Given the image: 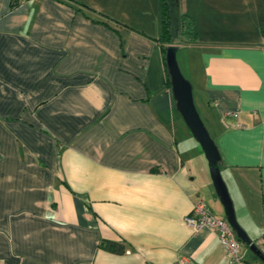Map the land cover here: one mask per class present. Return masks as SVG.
Returning a JSON list of instances; mask_svg holds the SVG:
<instances>
[{
    "label": "crops",
    "instance_id": "crops-1",
    "mask_svg": "<svg viewBox=\"0 0 264 264\" xmlns=\"http://www.w3.org/2000/svg\"><path fill=\"white\" fill-rule=\"evenodd\" d=\"M11 1L0 0V264H228L215 230L186 222L201 198L224 210L167 82L163 0ZM179 3L197 40L176 53L240 225L264 250L263 0Z\"/></svg>",
    "mask_w": 264,
    "mask_h": 264
},
{
    "label": "water",
    "instance_id": "water-1",
    "mask_svg": "<svg viewBox=\"0 0 264 264\" xmlns=\"http://www.w3.org/2000/svg\"><path fill=\"white\" fill-rule=\"evenodd\" d=\"M166 2L170 17V39L174 41L180 32V3L179 0H166ZM176 52L177 45L170 43L164 54L176 108L205 156L213 189L223 206L224 216L235 231L236 236L250 250L252 259L260 260L264 264V250L255 243L236 218L232 199L220 171L218 148L199 115L194 101L192 84L183 75L176 59Z\"/></svg>",
    "mask_w": 264,
    "mask_h": 264
},
{
    "label": "built area",
    "instance_id": "built-area-1",
    "mask_svg": "<svg viewBox=\"0 0 264 264\" xmlns=\"http://www.w3.org/2000/svg\"><path fill=\"white\" fill-rule=\"evenodd\" d=\"M186 222L192 229L201 226L213 228L223 246L228 264H244V243L236 236L226 217L212 213L202 198L193 204Z\"/></svg>",
    "mask_w": 264,
    "mask_h": 264
},
{
    "label": "trees",
    "instance_id": "trees-1",
    "mask_svg": "<svg viewBox=\"0 0 264 264\" xmlns=\"http://www.w3.org/2000/svg\"><path fill=\"white\" fill-rule=\"evenodd\" d=\"M12 5L16 4L18 0H12ZM264 4V0H263ZM260 33L262 36H264V15L262 18V22L260 25ZM197 40V33L196 29L194 27L193 21L182 15L180 13V32L176 39L174 41H171L170 39V17H169V10H168V4L166 0L162 1V16H161V34L158 37V41L160 42L162 52L165 54L166 47L170 43H189V42H195ZM167 70V69H166ZM167 82L170 85L169 75L167 73ZM100 246L110 249L117 252H122L123 247L122 244L116 241L112 240H102L100 242Z\"/></svg>",
    "mask_w": 264,
    "mask_h": 264
},
{
    "label": "rangeland",
    "instance_id": "rangeland-1",
    "mask_svg": "<svg viewBox=\"0 0 264 264\" xmlns=\"http://www.w3.org/2000/svg\"><path fill=\"white\" fill-rule=\"evenodd\" d=\"M263 13H264V5H263ZM264 15V14H263ZM150 23V22H149ZM176 59H177V62H178V64H179V67H180V69H181V71H182V73H183V75L188 79V77L186 76V74H185V72H184V70H183V68H182V65H181V61H180V53H176ZM196 108H197V110H198V107L196 106ZM199 111V110H198ZM195 143V146L197 147V152H198V154L196 155L198 158H200L202 161H203V163L205 164V167H204V170H205V172L206 173H208V176H209V170H208V165H207V161H206V159H205V156H204V154H203V152H202V150H201V148H200V146H199V144H197L196 143V141H194ZM215 192V191H214ZM235 207H234V211H235ZM235 215H237L236 213H235ZM236 218H237V220H238V222L239 223H241L240 222V220H239V218L236 216ZM243 225V224H242ZM248 253H250V250L248 249ZM257 263L258 264H262L261 263V261L260 260H257Z\"/></svg>",
    "mask_w": 264,
    "mask_h": 264
}]
</instances>
